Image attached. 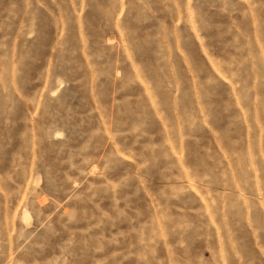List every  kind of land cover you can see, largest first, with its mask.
Here are the masks:
<instances>
[{"label": "rangeland", "instance_id": "rangeland-1", "mask_svg": "<svg viewBox=\"0 0 264 264\" xmlns=\"http://www.w3.org/2000/svg\"><path fill=\"white\" fill-rule=\"evenodd\" d=\"M0 264H264V0H0Z\"/></svg>", "mask_w": 264, "mask_h": 264}]
</instances>
